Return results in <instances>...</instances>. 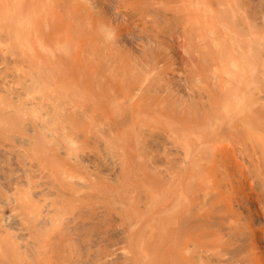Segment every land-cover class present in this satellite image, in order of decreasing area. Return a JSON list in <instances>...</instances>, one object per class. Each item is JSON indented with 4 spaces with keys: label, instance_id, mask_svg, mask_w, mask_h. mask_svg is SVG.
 I'll use <instances>...</instances> for the list:
<instances>
[{
    "label": "rangeland",
    "instance_id": "rangeland-1",
    "mask_svg": "<svg viewBox=\"0 0 264 264\" xmlns=\"http://www.w3.org/2000/svg\"><path fill=\"white\" fill-rule=\"evenodd\" d=\"M161 1L163 5L158 4L162 3ZM165 1L156 0L158 3L154 5L155 2H153L149 5L152 7L151 13L147 9L149 7L145 6L149 4L148 1L141 0V3L139 0L134 4L132 9L138 17L131 27L126 26L127 29H131L127 30L125 36L127 39H124V42L128 44L123 42L124 45H122L124 46L122 48L127 50L122 49L119 53L125 55L122 59L119 56L111 59L106 56L107 51L113 53V47L112 44L106 46L104 41L101 43L104 45H100L99 48L91 47L92 51L97 52L92 56L91 49L84 48L83 33H79L76 29L63 32L60 24L55 23L56 21H52L50 26L46 27L52 28L50 35L54 37L55 42L58 38L61 40L59 42L61 45L66 43V52L58 45L52 51L40 44L37 38L41 39V35L45 34L44 29L41 30V35L38 30H29L34 42L29 45L20 39L19 33L12 26L5 29L0 20V264H140L139 261H142V264L144 262L176 264L175 257L173 260L171 253L169 254L172 247L174 249L176 246V240H168L164 246L165 243L161 238L163 229L161 218L164 211L161 212L163 203L160 194L164 186L170 189V194L176 195L180 190L178 188H180L182 160L177 153L178 148L181 149L185 144L183 143L184 126L197 122L190 118V115L196 114L195 101L200 99L201 107L198 105V110L207 111L217 106L211 102H208V106L206 101H203L208 99L207 93L217 89L215 70L212 68L215 69L217 64L218 69L220 66L221 76L224 80L227 78L225 72L228 73V69H221L226 58L217 54L215 41H213L216 39L208 42L209 31L208 28L205 29L211 15H230L226 29L230 39L234 38L238 45V47L236 44L230 47L231 54L251 50L250 44H255L253 51L256 59L254 63L252 62L253 64L251 63L252 68L250 67L251 77L254 78L251 81V84L253 83L251 92L253 104L258 110L259 122L264 125V0H215L217 10H209L205 0H185L186 4L182 2L183 0ZM73 2L77 7H83V0H73ZM149 2L151 3V0ZM193 2H196L194 6ZM69 5L71 6L72 3ZM105 5V18L110 17V14L114 15L111 16L112 19L110 17L106 20L111 21L115 18L111 23L119 21L125 27V21L121 20L123 18L115 13V5L109 1ZM152 5L155 7L153 8ZM157 5L162 6L163 10L157 9ZM142 7H146L148 12L147 10L145 12L148 15ZM167 10L169 14L165 13ZM195 10L202 14L199 17L193 16ZM159 13L162 15H158ZM60 14L58 15L60 20L67 21L69 27H75L78 23L71 17L68 9L65 12L66 15ZM229 28H235L236 31ZM154 35L157 40L161 37L160 43L157 44L159 46L155 45L158 41L153 42L156 41L152 38L155 37ZM201 38L206 41V45L202 46L201 43L204 41H201ZM168 39L171 43H168ZM172 42L175 43L174 47ZM136 43L139 44L135 48ZM128 46H131V49H128ZM132 46L136 49L132 56L140 51L138 54L141 57L137 54L140 59H136V61L141 60L140 65L133 61L136 56H133L134 59L132 56L127 58L128 54L131 55L129 50L132 51ZM142 46L143 48L146 46V51ZM160 46H165L164 48L169 49L170 53L160 49L162 48ZM102 47L107 48L104 49V54H102ZM174 49L177 51L173 52ZM204 49L209 50L211 54L213 52L216 64L211 65L202 79L203 76L198 72L197 66L201 58L199 54ZM58 50L63 55L64 63L55 60V51L59 53ZM160 50L165 54H159ZM87 51H91L90 57ZM152 51H156L157 56H163L162 61L161 56L157 57ZM146 53L148 55L154 53L151 57H155V61L160 60L162 63L158 61L160 63L155 64L150 56L142 60L144 55L147 58ZM188 54L196 61L192 60L190 64L191 57ZM182 55L188 59L180 57ZM148 60H153L152 65ZM181 60L184 63L187 62V65L180 62ZM142 61H145V65ZM174 61L182 64L178 65V62ZM166 62L169 66L172 63V67L167 66ZM165 63L172 72L165 69ZM137 64L140 67L142 64V67L140 68ZM161 64L168 73L164 71ZM102 65L105 66L102 67ZM152 66H156L155 69H152ZM150 67L152 71L149 70ZM183 67L188 69L184 70ZM131 71L132 73L138 71L139 75L129 74ZM157 71L162 72L163 76L166 75L165 78L163 77L164 81L162 74ZM155 73L160 74L158 78L161 81L155 78L157 77ZM177 73L187 74L189 77L179 74L177 76L180 77L177 79ZM131 75H137V78ZM193 77L196 83L191 79ZM211 77L214 78L211 79ZM137 79L143 83H137ZM198 79L201 81L205 79V82L199 80L202 83L199 85ZM168 80L172 82H167ZM189 80L190 83L197 84V87L200 86V89L196 87L199 98L195 89L191 88L196 95L193 96L194 99L197 98L195 100H192L193 94L192 90L190 91ZM93 81L95 82L92 85ZM173 82L177 84H174L176 86L174 89H177H173L174 93L172 92ZM180 82L184 83L185 85H182L185 87H181ZM166 83L168 85L170 83L172 88L165 85ZM209 83L216 88L213 85L211 87ZM105 86L111 87L115 94H110V89L106 91ZM177 86H180L182 94L187 90L190 92L184 93L182 97L179 95L180 98L174 97L177 95L173 94L179 91ZM97 87H99L98 93L95 91ZM100 87H103L106 94L103 93L102 88V91L100 90ZM203 87L204 89L207 87L203 89L206 91V94H203L206 98L203 95L200 97ZM182 88L185 90L183 91ZM137 89L140 90L137 91ZM99 93L104 99L97 97H100ZM183 96H190L186 98L195 105L192 107L190 102L188 103L191 105L190 108H194L193 113H191L192 109L181 105L182 101L184 104V100L185 102L188 100ZM105 98L108 101H105ZM181 98L184 99L181 100ZM177 104L184 106L183 109ZM176 146H178L177 149ZM130 163L137 168H133ZM133 172L135 174H132ZM121 190L129 192L124 193ZM157 192L160 196L156 194ZM152 194L154 195L151 196ZM256 204L263 207L260 197L256 199ZM223 213L224 211L218 207L217 203L207 199L190 216L189 238L192 242L190 240L188 250H181L187 264H215L201 260L198 256L200 250L207 249L208 240L215 244L210 252L224 255L228 259L227 264H248V240L240 232L241 228H226L221 232L224 225ZM262 216L264 217V214ZM135 217L137 218L134 219ZM146 219L149 220L148 223ZM134 220H139V225L133 223ZM142 224H145L144 228H138L142 227ZM171 226L174 227L173 224ZM171 226H168L169 229L172 228ZM139 229L144 232H139ZM169 229L167 232L170 231ZM140 243L142 247L136 246ZM132 247L135 253H138L134 254L135 256L132 254L134 252L131 251ZM17 251L24 258L22 263L16 260ZM142 255L145 257L144 260ZM137 258L141 260L136 261Z\"/></svg>",
    "mask_w": 264,
    "mask_h": 264
},
{
    "label": "bare ground",
    "instance_id": "bare-ground-1",
    "mask_svg": "<svg viewBox=\"0 0 264 264\" xmlns=\"http://www.w3.org/2000/svg\"><path fill=\"white\" fill-rule=\"evenodd\" d=\"M108 1L112 2V4L115 5V13L118 16H121L123 18L121 20L125 21V27H123L124 25L122 26V24H120L119 21H114L111 23V21H113L115 18L111 21L106 20L107 18L109 19L112 16L110 14V17L105 18V14H106V11H105L106 5L105 4ZM137 1H139V0H83V5H82L83 7H77L76 5H74L73 0H0V17H1L0 20H1L2 26L5 29L12 26L13 29H15V31H17L19 33L20 39L24 40V42L29 44V45L34 44L32 38L30 36L29 30L30 31L33 29L38 30L39 31L38 33L41 35V30L44 29L45 34H42L41 39L37 38V40H40V44L49 48L52 51L55 50L57 45L59 47H62L63 49L66 48L65 47L66 43H62V45H61L59 43L61 40H59L58 38H56V42L54 41V37H52L50 35V30L52 28L46 27V26H50L52 21H56L55 23L60 24V29L63 32H71L73 29L74 30L76 29V31L78 30L79 33H83L84 38H85V47L83 46L84 48L91 49V47H92V49H96L97 47L99 48L101 43H104V42H105L106 46H107V44L108 45L112 44L113 53L111 51H107V52H105V55L108 56L110 59L112 57L116 58L117 56L121 57V59H122V57H125V55H120L119 53L122 51V49H125V48H122V47H124L122 45H124L123 44L124 39L125 40L127 39V38H125V36L127 35V30L131 29V28L127 29L126 26L131 27V24L135 21L136 17H138L137 13L135 11L133 12V9H132L134 4ZM149 1L150 0H146V2L149 3L148 5H145V4H141V5H143V6L145 5L146 7H149L147 9L150 12V8H152V7H150L149 5L153 4V2H155L154 3V5H155L160 0H158V2H156V0H154L152 2V0H151V3ZM171 1H173V0H171ZM205 1H206L207 6L209 7V10H217V3L215 2V0H205ZM140 2H141V0H140ZM142 2H144V1H142ZM161 2L162 3L159 2L158 4L163 5V1H161ZM164 2H166V1L164 0ZM167 2L169 3V1H167ZM182 2L185 3V0H183ZM70 3H72L71 6L69 5ZM194 3H196V2H193V6H194ZM154 5H152L153 8L155 7ZM158 6L159 5L156 6L157 9L161 8L163 10L162 6H159V7ZM146 7H142L144 9V12H145V10H147V9H145ZM67 9L70 11L71 17L76 19L75 22H78L75 25V27H69L67 25L68 23H66L67 21L60 20V16H58L60 13L65 14ZM139 9H141V8H139ZM148 10L146 12H148ZM159 10H158V12H159ZM146 12H145V14H146ZM153 12L156 13V11H154V10H153ZM160 12H161V10H160ZM167 12H168V10L165 13H167ZM165 13H163V14L165 15ZM170 13L172 15V10ZM168 14H169V12H168ZM201 14L202 13L197 11V10L193 11V16L199 17ZM211 14H213V13H211ZM142 15H144V14H142ZM146 15H148V14H146ZM158 15H162V14L159 13ZM173 15H175V14H173ZM223 16H222V14L221 15H219V14L211 15L210 19H208L206 22V26L207 25L208 26L206 27L205 30H207V28H208V31H209L208 32L209 33L208 42H211L212 39H216V40L219 39L218 41L213 40V41H215L214 46L216 47L217 54L219 56H222V57L224 56V58H226L225 61H223V65H222L221 69L222 68L228 69V71H227L228 73L225 72V76L227 75L226 76L227 78H226V80H224V78L221 76V74L219 72L220 66L218 69V65L215 62L216 59L212 55L213 52L211 54V52L207 49H204L203 51H201L199 54V55H201L200 60L197 58L199 60V66H197L198 72L203 76L202 77V79H203L206 71L211 67V65L216 64L215 69L214 68H212V69L215 70V78H216L215 84L217 85V89L214 92L210 91L211 93H207L206 97L208 96V99H207L208 101L207 100H203V101H206L207 104H208V102H211L213 104H216L217 106H215L216 108L213 107V109H209L207 111L197 109L200 106L199 105L200 99H197V98H199L198 97L199 96L198 89H200L199 88L200 86L197 87L196 85L199 84L202 79L201 78H200L201 80L198 79V81H197L198 83L193 84V83H190L191 82L190 80L191 79L194 80V77L191 78L189 80L190 91L192 90L191 91L192 94L194 93L193 89H195V91H196L197 98L195 97V99H197V100L195 101V105L197 106V108H196V114L190 115V118L197 121V122L193 123V125L184 126L185 140L183 143H185V144H184V146H182L181 149L178 148L179 152L177 154L179 155L178 157H180L182 160V165H180L181 170H182L181 175H180V182H179L180 188H178L180 190L177 192L178 194L174 195V194H170V189H168L167 187L164 186V188L162 189V192H161L162 194H160L161 195V202L163 203L162 204L163 208H162L161 212L163 213V211H164V214H162V218H161V220H162L161 224H162V228H163L162 232H161V234H162L161 238H162L163 243L167 242L168 240H172V239L176 240V246H174V249L172 247V251L170 250V252H169V254L171 253L170 255H171L173 260L175 257L176 264L177 263L178 264H187L186 258L184 255H182L183 253L181 252V250L182 251L184 249L188 250V248L192 242L191 238H189L190 216L193 215L195 210L198 207H200L201 204L203 202H205L207 199H210L213 203H217L218 207L224 211V213L222 215L224 225H222L221 232L223 230H225L226 228H229V229H233L234 227L241 228L240 232L248 240V243H247V248L249 249V254L247 255L248 264H264V217L262 216V214H264V125H262L261 122H259L258 110L256 108V105L253 104L254 99H252V92H251L252 91L251 85L253 84V83L251 84V81H253L252 79H254L251 77V71H252L251 66L256 59L255 52L253 51L255 44L254 43L250 44V47H252L251 50H243L239 54H231L230 53V47L236 44V40L234 38L230 39L229 34L227 32L228 29H226L230 15L229 16L223 15ZM112 17H111V19H112ZM115 17H116V15H115ZM78 18H80L79 21L77 20ZM118 18H116V19H118ZM231 18H233V17H231ZM137 19H139V18H137ZM142 19H143V17H142ZM173 19H174V17H173ZM47 21H51V22L48 23ZM172 22H174V21H172ZM114 23H116V24H114ZM72 24H75V23H72ZM167 24H169V22ZM201 24H203V23H201ZM171 26L173 28V24ZM171 26L169 28H171ZM174 28H176V26ZM229 29L236 31L235 28H229ZM186 33H187V31H186ZM157 34L159 36L161 35L159 33H157ZM169 34H171V33H169ZM205 34H206V32H205ZM154 36L155 37H152V36L151 37L156 39V35H154ZM170 37L172 38L173 36L171 35ZM157 38H158V36H157ZM158 39L159 40L156 39V41L153 39L154 40L153 42L158 41L155 44L156 46H159L157 44L160 43L159 41L161 40V37H159ZM171 41H173V40L171 39ZM184 41H185V39H184ZM201 41H204V43L200 42L202 44V46L204 44L206 45V41L203 40V38H201ZM127 42H129V40H127ZM169 42H170V40L168 41V43ZM192 42H191V44H192ZM124 43H126V42H124ZM129 43H131V42H129ZM173 43L174 42H172V44ZM126 44H128V43H126ZM131 44H133V43H131ZM137 44H139V43H136L135 48L137 47ZM152 44L154 45V43H152ZM187 44H189V43H187ZM103 45H101V46H103ZM146 46H145V48H143V46H142V48L145 50ZM174 46H175V43L172 47H174ZM188 46L190 47V45H188ZM128 47H129L128 49H131V46H128ZM160 47H162V46H160ZM164 47H162L160 49L167 50L168 52L170 51L169 49H165L166 47L165 48ZM237 47H238V45H237ZM135 48L132 46V51L129 50L131 55L128 54L127 58L132 56V53L136 50ZM92 49H91V51H92ZM102 49H103V47H102ZM104 49H105V47H104ZM104 49H103L102 54H104ZM74 50H75V48H74ZM126 50L127 49H125V51ZM137 50L139 51V49H137ZM84 51H86V50H84ZM91 51L90 52L87 51V53L89 52L88 57H90L92 53H93L92 56H94L95 53L97 54L96 51L93 50L92 53H91ZM174 51H177V49L176 50L174 49L173 52ZM58 52H59V50H58ZM65 52H66V49H65ZM139 52H137V54ZM152 52H154L155 55L157 54L156 51H152ZM190 52H191V50H190ZM194 52H196V51H194ZM55 53H56V56H55L56 59L55 60L63 62V55L61 54V52L57 53L55 51ZM82 53H84V52H82ZM82 53H80V54H82ZM154 53L152 55H154ZM169 53H168V55H169ZM197 53H198V51H197ZM126 54H127V52H126ZM137 54L135 55L136 58L133 61H136V59H140L139 57H137ZM146 54L148 55V53H146ZM159 54L164 55L165 53L163 54L160 50ZM186 54L187 53H185V55ZM190 54H188V56H190ZM152 55H148L147 58H145V55H144V56H142V60L148 59L150 56V58L154 59V61H155V57H151ZM168 55H166V56H168ZM185 55H182L180 57L184 58ZM96 56H98V55H96ZM133 56H132V58H133ZM160 56L161 55H158L157 57H160ZM98 57H100V56H98ZM157 57H156V59H157ZM162 57L163 56H161V61H162ZM171 57H173V56H171ZM84 58L85 57H83V59ZM166 58H168V57H166ZM173 58H175V57H173ZM183 58H182V60H183ZM179 59H181V58H179ZM186 59H188V58L185 57V60ZM182 60L180 62L184 61V60L183 61ZM192 60L196 61V59H192V57H191V60L189 59L190 64L193 62ZM158 61H160V60H158ZM158 61H155L154 63L156 64V62L157 63L161 62V61L160 62H158ZM178 61H174V62L177 63ZM137 62L139 64V62L141 63V60H139V61L137 60L134 63L136 64ZM149 62L152 65L151 62H153V60H150ZM180 62H178V65ZM143 63H144L143 65H145V61ZM147 63H146V65H147ZM154 63H153V65H154ZM166 63L164 65V67H166L165 69H167V71L171 70L168 68L172 67L171 66L172 63L170 66H169V63H167L168 64L167 66H169L168 68L166 66ZM186 63L187 62H185L184 65ZM133 64L132 65L129 64V65L133 66ZM180 64H182V63H180ZM178 65H176V66L178 67ZM103 66H105V65H102V67ZM148 66H149V64H148ZM254 66L255 65H253V67ZM141 67H142V64H141ZM152 67H150L149 70L152 71V69H155L156 66L153 68ZM158 67L160 68L159 64H158ZM161 67L163 68V65ZM103 69H105V68H103ZM165 69H164V71H166ZM180 69L181 70H183V69L187 70L188 68L185 69L183 67V69L182 68H180ZM127 70H125V71H127ZM144 70L148 71L147 69H144ZM132 71H135V70L132 69ZM132 71L129 74H131ZM171 72H172V70H171ZM133 73H135V72H133ZM158 73L162 74V72H158ZM158 73H155L154 75H157ZM182 73H185V72H182ZM213 73H214V71H213ZM179 74L180 73H177L176 76ZM222 74H224V73L222 72ZM110 75H111V73H110ZM137 75H139V73H137ZM137 75L136 76L131 75V76L136 79ZM159 75H157V77H155V76L154 77L159 79L158 78ZM180 75H182V74H180ZM164 76H166V75L164 74ZM164 76L162 74V80L163 81H164V79H163ZM182 76L187 77V74H183ZM179 77L177 76V79H179ZM213 78L211 77V79H213ZM129 79H130V77H129ZM104 80H105V77L103 78V82H104ZM126 80H128V79H126ZM159 80L161 81V79H159ZM172 80H173V78H172ZM170 81L171 80H168L167 82H170ZM186 81H188V79ZM203 81H201V82H203ZM210 81H213V80H210ZM94 82L95 81L92 82V85ZM100 82H102V81H100ZM138 82L143 83V81L140 82L139 80L137 81V83ZM175 82H173V85L175 84ZM194 82L196 83L195 80H194ZM180 84L185 85L182 82H180ZM200 84H202V83H200ZM133 85H134V83H133ZM165 85H168V84L166 83ZM175 85H177V84H175ZM175 85L172 88L171 87L172 85L170 86V83H169L168 87L170 86L173 90L174 87H176ZM183 85L181 87H185ZM209 85H210V83H209ZM212 85H210V86L212 87ZM194 86H195V88H194ZM95 87L96 86H94V88ZM115 87H117V86H115ZM140 87H143V85L142 86L140 85ZM196 87L198 89H196ZM213 87H215V86L213 85ZM101 88L103 89V87H100V90H101ZM105 88H107L106 91H108V89L111 90V87L108 88V86L107 87L105 86ZM191 88H193V89H191ZM127 89H128V87H127ZM134 89H135V87H134ZM134 89H132V90H134ZM140 89H137V91ZM188 89H189V86H188ZM203 89H204V87L201 90H203ZM205 89H207V87H205ZM98 90H99V87H97V90H95V91L98 93ZM110 90H109L110 94L113 93L112 90L111 91ZM174 90L172 91L173 93H174ZM178 90H179L178 91L179 93L176 91V93L173 95H177V96H174V97L180 98V96L182 97V95L184 93L190 92L189 90H187V92H186V91H184L185 89H183V91H184L183 94H182V91L180 93V90H181L180 86L178 87ZM201 90H199V92ZM204 90L202 91L203 92L202 94L200 93L201 94L200 97L206 92ZM91 91H93V90H91ZM137 91L135 93H137ZM104 92L105 91L103 89V93ZM101 94H102V92H101ZM104 94H106V93H104ZM113 94H115V93H113ZM80 95H78V96H80ZM98 95H100V93ZM102 95H100V97L99 96H97V97L103 98ZM194 95L195 94H193L191 96L193 97ZM186 97H190V96H186ZM186 97H184V98L188 99ZM192 97H191V99H192ZM89 98H91V97H89ZM183 99L181 98V100H183ZM195 99L193 97L192 100H195ZM202 99H204V98L202 97ZM189 100L190 99L187 100L188 102L187 101L185 102V100H184V104L182 101L181 105H186V107L190 108V106L192 104ZM105 101H108V100L106 99ZM111 101H113V100H111ZM196 102H197V104H196ZM188 103L191 105H189ZM192 103H194V101ZM211 103H210V105H212ZM111 105H112V103H111ZM195 105L193 104L192 107L193 106L195 107ZM208 106H209V104H208ZM179 107H181V106H179ZM182 107H184V106H182ZM192 107L190 108V110L192 109ZM176 108L178 109V107H176ZM187 109H186V111H187ZM199 109H202V108H199ZM177 111H179V109ZM189 112H191V111H189ZM193 112H194V110L191 113H193ZM111 118H113V117H111ZM177 147L178 146H176V149H177ZM131 163L133 164V162H131ZM132 164H131V166L133 167ZM139 166H140V164H139ZM133 168H137V167H133ZM132 174H135V172H133ZM132 174H128V175L130 176ZM168 175H169V173H168ZM137 176H138V174H137ZM125 178L126 177H124V179ZM130 180H132V179H130ZM174 180H176V179H174ZM123 184H124V182H123ZM122 192H124V191H122ZM126 192H129V191H126ZM126 192H124V193H126ZM124 193H123V195H124ZM140 193H141V191H140ZM144 194H142V195H144ZM154 194H152L151 196H153ZM156 194H158V192ZM148 197H146V198H148ZM258 197H260L261 200L263 201V207H259L256 204V199ZM152 199H153V197H152ZM150 200H151V198H150ZM153 201H154V199H153ZM144 203H145V201H144ZM149 203L150 202H148V204ZM151 203H153V202H151ZM140 205H143V204H140ZM143 207H144V205H143ZM159 208H161V207L159 206ZM158 213L159 212H157V214ZM142 216L143 215H141V217ZM136 218L137 217H135L134 219H136ZM130 219H132V218H130ZM140 219H142V218H140ZM134 221H133V223H138L139 220H137V221L134 220ZM146 222L148 223L149 220L146 219ZM225 222L227 223V225ZM130 223H131V221H130ZM139 223H138V225H139ZM143 223H144V220H143ZM145 224H142L143 226L141 225L142 227L139 226L138 228L143 229ZM171 224H173L174 227H172ZM150 225H152V224H150ZM168 226H171L172 228L169 229ZM149 229H151V228H149ZM168 229L170 230L169 232H167ZM219 229H220V227L218 228V230ZM151 230H150V232H151ZM147 231H148V228H147ZM147 231L145 233H147ZM139 232L143 233L144 230L142 231L139 229ZM163 232H164V234H163ZM135 238L136 237H134V240H135ZM131 240H133V239L131 238ZM139 240H140V238H139ZM190 240H191V242H190ZM55 241H56V239H55ZM141 241H142V239H141ZM132 244L133 243H131V245ZM166 244L167 243H165L163 245L166 246ZM132 246H134V245H132ZM136 246H141V243H140V245L138 244ZM214 246H215L214 242L211 243L208 240L207 241V249L205 251L200 250L198 252L199 258L201 260H207L208 263L212 262L215 264H227L228 259L224 255L217 254V253L215 254L214 252H210V250L213 249ZM134 248H135V246H134ZM58 249H59V247H58ZM140 250H141V248H140ZM131 251H134L133 247H132ZM144 251L147 254V251L146 250H144ZM132 254L136 255L138 253H135V251H134V252H132ZM170 255H169V257H170ZM142 256H143V260H144L145 257H144V255H142ZM16 260L18 261V263H22L24 260V258L19 253V251L16 252ZM137 260H138V258L136 259V261ZM139 260H141V259H139ZM168 260H170V258ZM168 260H166V261H168ZM141 262L142 261H139L140 264H142ZM145 263H147V262H144V264ZM147 264H149V263H147ZM166 264H168V263H166ZM170 264H173V263H170Z\"/></svg>",
    "mask_w": 264,
    "mask_h": 264
}]
</instances>
